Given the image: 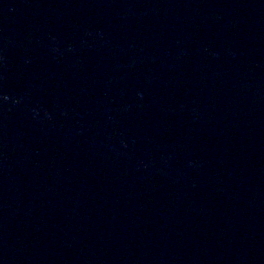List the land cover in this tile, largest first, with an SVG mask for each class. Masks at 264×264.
<instances>
[{"label":"water","instance_id":"1","mask_svg":"<svg viewBox=\"0 0 264 264\" xmlns=\"http://www.w3.org/2000/svg\"><path fill=\"white\" fill-rule=\"evenodd\" d=\"M0 264H264V0H0Z\"/></svg>","mask_w":264,"mask_h":264}]
</instances>
